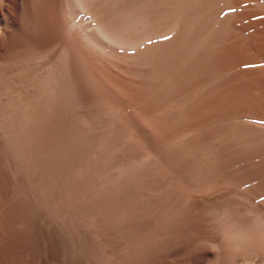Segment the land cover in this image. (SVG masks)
I'll return each instance as SVG.
<instances>
[{
    "label": "bare ground",
    "instance_id": "6f19581e",
    "mask_svg": "<svg viewBox=\"0 0 264 264\" xmlns=\"http://www.w3.org/2000/svg\"><path fill=\"white\" fill-rule=\"evenodd\" d=\"M226 2L0 0V264H264V0Z\"/></svg>",
    "mask_w": 264,
    "mask_h": 264
},
{
    "label": "rangeland",
    "instance_id": "374dc122",
    "mask_svg": "<svg viewBox=\"0 0 264 264\" xmlns=\"http://www.w3.org/2000/svg\"><path fill=\"white\" fill-rule=\"evenodd\" d=\"M224 1L231 3L232 0H229V1L224 0ZM228 6H226V7H228ZM224 14H225V16L231 14V20H232L235 12L232 11L231 9L226 8ZM231 32H232V29L229 26V33H231ZM28 54H29V57L34 58L36 60V53H34L32 50H28ZM100 61H101V64L106 69L117 72L118 74H121L123 76L134 77L137 79L145 77V75L142 72V69L145 66L140 61L136 62V61H132L129 59H120V60L116 61L115 59L108 57V56H105V57L100 56ZM135 70H136V72H135ZM194 255H195V252L190 251V253L185 254L184 256H185V258H188V257H193ZM243 259H245V257H243ZM241 264H242V262H241Z\"/></svg>",
    "mask_w": 264,
    "mask_h": 264
},
{
    "label": "snow or ice",
    "instance_id": "6c2138e0",
    "mask_svg": "<svg viewBox=\"0 0 264 264\" xmlns=\"http://www.w3.org/2000/svg\"><path fill=\"white\" fill-rule=\"evenodd\" d=\"M232 11H235V9H232ZM164 39H165V40H167V39H171V37H169V36H165ZM149 43H151V41H149ZM262 123H264V122H262Z\"/></svg>",
    "mask_w": 264,
    "mask_h": 264
}]
</instances>
